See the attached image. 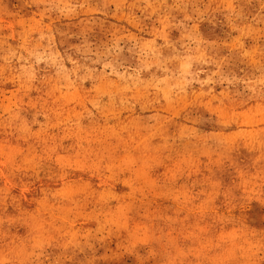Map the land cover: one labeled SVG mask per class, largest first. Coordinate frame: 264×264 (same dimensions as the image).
<instances>
[{
    "label": "rangeland",
    "instance_id": "rangeland-1",
    "mask_svg": "<svg viewBox=\"0 0 264 264\" xmlns=\"http://www.w3.org/2000/svg\"><path fill=\"white\" fill-rule=\"evenodd\" d=\"M0 264H264V0H0Z\"/></svg>",
    "mask_w": 264,
    "mask_h": 264
}]
</instances>
